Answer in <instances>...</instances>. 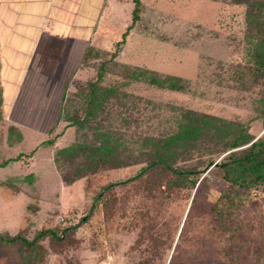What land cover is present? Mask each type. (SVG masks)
Masks as SVG:
<instances>
[{"label":"rangeland","instance_id":"1","mask_svg":"<svg viewBox=\"0 0 264 264\" xmlns=\"http://www.w3.org/2000/svg\"><path fill=\"white\" fill-rule=\"evenodd\" d=\"M113 1L116 20L101 29L94 51L67 86L57 125L47 134L21 131L2 115L0 235L32 240L41 231H52L58 239L48 235L33 250L20 244L0 246V264H264L261 186L235 190L242 199L236 220L242 224L243 247L229 248V233L220 231L209 214L213 203L223 206L221 197L227 192L215 169L206 170L201 176H206V184L196 191H179L173 185L175 176L158 169L133 179L145 164L103 167L69 185L63 182L54 162L57 151L89 145L96 122L106 117L83 121L90 83L100 75L97 84L102 88L124 83V65L179 77L189 87L171 92L140 82L120 88L125 98L120 97L116 112L122 115L115 122L102 121L101 131H112L111 124L128 130L124 139L135 153L142 150L149 125L158 132L166 105L244 123L255 139L264 133V120L257 118L264 76L250 71L245 5L233 0H138L139 18L132 24L134 0ZM9 95L8 89L3 110ZM130 114L138 120L126 125L123 119L130 120ZM14 128L22 136L19 142ZM134 140L138 144H132ZM196 160L186 168L196 166ZM201 162L198 168L203 170ZM111 184L117 185L104 189ZM194 193L197 202L187 216ZM224 251L235 259L229 260Z\"/></svg>","mask_w":264,"mask_h":264},{"label":"trees","instance_id":"2","mask_svg":"<svg viewBox=\"0 0 264 264\" xmlns=\"http://www.w3.org/2000/svg\"><path fill=\"white\" fill-rule=\"evenodd\" d=\"M132 12V24L139 18L140 2L134 0ZM234 4L246 6V21L250 32L246 40L250 46V71L264 76V0H233ZM132 24L129 28L132 27ZM125 36V34L123 35ZM94 51L89 48L83 58L86 61L88 54ZM120 76L124 83H117L105 89L97 84L102 79L100 75L96 82L90 83L87 94V106L83 121L97 120L101 116L103 122H108L110 118L115 122V117L122 115L116 112V106L120 97L125 98L120 88L132 83H143L149 87L171 92L189 91L187 81L169 75H162L156 72L139 67L122 66ZM1 94V91H0ZM119 96V97H118ZM116 102L119 105H116ZM148 104H151L148 101ZM261 112L257 118L264 120V99L260 100ZM163 115L158 121V132L155 133L151 126H148L140 148V152L135 153L129 149V142L124 139L128 130H122L120 126H109L111 130H103L105 127L102 121H97L95 136L89 145L73 144L57 151L54 162L61 170V177L64 183L71 184L81 177L96 171L99 168L109 167L112 169L125 168L132 165L145 164L139 174L133 179L142 178L153 170L158 169L175 176L173 185L180 190L196 191L206 184V176L201 177L206 170L215 169L220 173L222 181L227 186L224 190L225 199L223 206L218 202L210 207V213L216 218L217 227L220 231L229 233V248H242V224L237 221L236 210L239 205L240 196L235 194L236 189L244 191L261 186L264 192V133L255 139L249 132V128L241 122L227 121L225 119L200 113L180 106L163 107ZM63 107L61 109L62 116ZM2 112V113H1ZM168 113V114H167ZM3 115L2 98L0 97V120ZM68 116V113L66 114ZM59 117V118H60ZM130 120L123 119L124 124L137 122V118L130 114ZM70 120V119H68ZM152 118H148V123ZM75 123V122H73ZM12 132V131H11ZM19 142L22 138L17 129H13ZM52 146V141H46ZM138 144L137 140L131 142ZM225 154L220 161L217 157ZM208 157V158H207ZM207 159L206 161L203 160ZM202 161L204 169L196 166L186 168V164L192 161ZM9 163L7 160L1 165L4 167ZM117 184H111L104 189H109ZM197 202L195 193L193 194L187 216ZM92 208L90 209V212ZM210 236V228H208ZM58 239L52 231H41L32 240L20 234L10 236L0 235V246L20 244L26 249L33 250L36 245L46 236ZM229 260H234V254L224 251ZM22 264H26L23 262ZM34 264V263H30Z\"/></svg>","mask_w":264,"mask_h":264},{"label":"crops","instance_id":"3","mask_svg":"<svg viewBox=\"0 0 264 264\" xmlns=\"http://www.w3.org/2000/svg\"><path fill=\"white\" fill-rule=\"evenodd\" d=\"M115 12L113 0H0L3 108L10 90L4 119L21 131L49 133L86 51L116 20Z\"/></svg>","mask_w":264,"mask_h":264}]
</instances>
